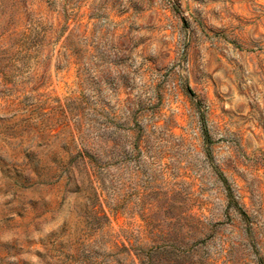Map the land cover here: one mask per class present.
Wrapping results in <instances>:
<instances>
[{"label": "rangeland", "instance_id": "obj_1", "mask_svg": "<svg viewBox=\"0 0 264 264\" xmlns=\"http://www.w3.org/2000/svg\"><path fill=\"white\" fill-rule=\"evenodd\" d=\"M0 264H264V0H0Z\"/></svg>", "mask_w": 264, "mask_h": 264}, {"label": "trees", "instance_id": "obj_2", "mask_svg": "<svg viewBox=\"0 0 264 264\" xmlns=\"http://www.w3.org/2000/svg\"><path fill=\"white\" fill-rule=\"evenodd\" d=\"M78 154L80 156L81 161L79 163H74L73 167H72V164H71V167L68 166L69 163H66L63 159L54 160L53 164L55 167V172H54V175H52V176H56L58 174V171H61V174L66 172L68 180L75 179V181L77 182V181H79V175L81 174L80 173L81 170H79L78 166L82 165L84 167V170H85L83 173L85 175H87L90 179L91 173H90L88 167L90 164H92L93 161H95V159L90 157V156H87L86 153H84L82 151H79ZM73 161L75 162V161H77V159L74 158ZM28 171H29V173H28L29 178L31 179L32 172L35 173L37 171V169H34L33 171L28 169ZM81 183H84V182L81 181Z\"/></svg>", "mask_w": 264, "mask_h": 264}]
</instances>
